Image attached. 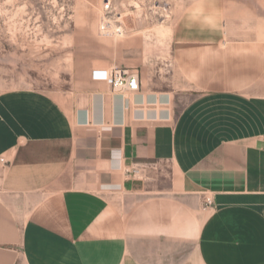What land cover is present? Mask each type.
<instances>
[{"label": "crops", "instance_id": "crops-1", "mask_svg": "<svg viewBox=\"0 0 264 264\" xmlns=\"http://www.w3.org/2000/svg\"><path fill=\"white\" fill-rule=\"evenodd\" d=\"M252 57L220 58L207 84L184 67L209 91L139 76L132 97L93 80L111 61L92 58L66 103L39 97L20 127L4 119L0 264H189L190 241L200 264H264V95L235 90Z\"/></svg>", "mask_w": 264, "mask_h": 264}, {"label": "rangeland", "instance_id": "rangeland-1", "mask_svg": "<svg viewBox=\"0 0 264 264\" xmlns=\"http://www.w3.org/2000/svg\"><path fill=\"white\" fill-rule=\"evenodd\" d=\"M195 3L0 0V126L11 118L20 127L22 111L26 112L27 105L35 110L39 97L66 103L72 92L87 83L85 61L97 57L110 59L109 68L134 69L144 87L172 75L169 82L181 86L165 90L203 93L210 90L209 85L189 83L184 67L201 65L207 70V84L220 58L231 62L255 52L250 61L235 66L239 72L246 68L252 73L251 86L235 90L264 95V0H203L206 11L216 17L217 27L211 30L190 21ZM218 35L219 42L212 40ZM202 58L210 60L208 67ZM4 160L2 155L0 166ZM206 203L201 210L204 217L209 214ZM186 250L189 264H200L192 241ZM163 260L162 255H154L150 264H171ZM175 260L179 256H174L172 264H180ZM126 264L136 263L128 256Z\"/></svg>", "mask_w": 264, "mask_h": 264}, {"label": "built area", "instance_id": "built-area-1", "mask_svg": "<svg viewBox=\"0 0 264 264\" xmlns=\"http://www.w3.org/2000/svg\"><path fill=\"white\" fill-rule=\"evenodd\" d=\"M91 77L93 80L109 84L114 92L123 95L137 92L140 89L139 74L129 67L114 66L111 68L94 69ZM207 202L211 204V201L208 200Z\"/></svg>", "mask_w": 264, "mask_h": 264}, {"label": "clouds", "instance_id": "clouds-1", "mask_svg": "<svg viewBox=\"0 0 264 264\" xmlns=\"http://www.w3.org/2000/svg\"><path fill=\"white\" fill-rule=\"evenodd\" d=\"M189 19L193 24L201 28L215 29L217 27L216 17L212 12L206 11L203 0H196L190 11Z\"/></svg>", "mask_w": 264, "mask_h": 264}, {"label": "bare ground", "instance_id": "bare-ground-1", "mask_svg": "<svg viewBox=\"0 0 264 264\" xmlns=\"http://www.w3.org/2000/svg\"><path fill=\"white\" fill-rule=\"evenodd\" d=\"M119 37V39L121 38V37H123V36H118ZM124 38V37H123ZM121 40V43H123V39H120ZM252 53H255V52H252ZM252 53H249L248 55H250V56H254V54H252ZM263 53H264V51H263ZM235 62L234 61H231V64H234Z\"/></svg>", "mask_w": 264, "mask_h": 264}]
</instances>
